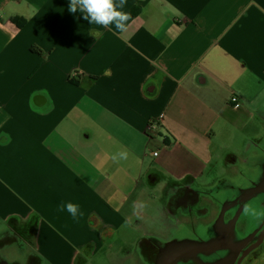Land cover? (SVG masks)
<instances>
[{
	"label": "crops",
	"instance_id": "1",
	"mask_svg": "<svg viewBox=\"0 0 264 264\" xmlns=\"http://www.w3.org/2000/svg\"><path fill=\"white\" fill-rule=\"evenodd\" d=\"M69 4L0 0V232L20 231L37 264H90L105 238L147 234L173 188L221 178L216 142L264 133V0H126L123 32Z\"/></svg>",
	"mask_w": 264,
	"mask_h": 264
},
{
	"label": "flooded vegetation",
	"instance_id": "2",
	"mask_svg": "<svg viewBox=\"0 0 264 264\" xmlns=\"http://www.w3.org/2000/svg\"><path fill=\"white\" fill-rule=\"evenodd\" d=\"M247 147L242 150L243 157L228 156L227 164L232 165L235 160L236 170L231 169L208 187L182 186L174 197L167 200L163 215L166 229L143 235L146 241L140 253L142 263L171 264V256L164 245L191 241L208 245L211 249H202L192 261L174 264H264V252H260L264 250V218L257 221L243 210L245 205L264 208V133ZM252 193L256 196L253 197ZM206 218L208 222L203 223ZM185 222L191 226L176 228ZM161 225L162 220L159 227ZM19 244L20 231L0 234V264H18L9 263L3 255L14 254L21 248ZM23 246H28L25 240ZM36 261L37 258L30 253L27 264H37Z\"/></svg>",
	"mask_w": 264,
	"mask_h": 264
},
{
	"label": "rangeland",
	"instance_id": "3",
	"mask_svg": "<svg viewBox=\"0 0 264 264\" xmlns=\"http://www.w3.org/2000/svg\"><path fill=\"white\" fill-rule=\"evenodd\" d=\"M233 97L236 98L235 96H233ZM245 140L246 139L242 137V138H236L234 140H229L228 139V142H225V141L216 142V143L220 144L221 150L218 153L219 156L216 157V162L214 164V167H215V170H216L217 174H222L221 178L227 172L231 171L230 168L223 167L224 163L222 164V159H224L227 156H229V152L228 151H231V150H232L234 155H236L238 157L239 156L243 157V154H242V150L243 149H241V148H242V145L245 143ZM208 180H209V182L211 181L210 179H208ZM144 184H145V180H144ZM173 191L175 193L178 192L175 188H173ZM203 191L206 192V190H203ZM147 192L149 193L150 199L156 198V199L163 200V195H162V193L160 191L154 190V189H148ZM173 196H175V195H173ZM215 196L217 198L218 197V193L215 194ZM151 207H152V205L150 203L148 205H146L147 212L151 211ZM161 208H162L161 204L156 205V209H159L156 212V213H158V216L155 215L154 212L149 214V219L147 220V221H149L148 222V226L149 227H148L147 233L153 232L154 229H157L154 233H157L158 231L166 229V226H164L165 216H163L161 227L155 226L151 222V220H153L154 222L156 221L158 223V225H159V223L161 221V216H160ZM183 217H185V216H183ZM207 218H209V217H207ZM207 218L202 220V222L203 223H207L208 222ZM135 219H136V216L134 215V217H133V219H132V221L130 223V229H131V226L132 227L135 226V224H134ZM181 223L183 224L182 220H181ZM190 226L191 225H189L187 222H185L184 225L177 226L176 228L187 229ZM0 234L8 235V234H15V232L9 233L8 231H4V232H0ZM132 235H133L132 237H129L128 235L124 234V235L119 236L118 238H116L117 236L105 238V240L108 243V245L106 246V248L98 251V253L96 254V256L94 257V259L92 260V262L90 264H114L112 262V260H111L110 255H113L115 252H117V253L121 252L122 254H125V253L130 254V253L133 252L134 249H136V255L138 256V258H140V260H142L143 257H141V254H142L143 249H144V243L146 241V238H144L143 236H137L138 234L135 232V230L132 231ZM15 240L17 242H19V238L15 237ZM128 240L133 242V245H129L127 243ZM18 246L21 247V248H19V250H17L14 254L10 253V255H9L7 253H4L6 255H3V256L9 263L27 264L28 261L30 260V248L28 246H23L22 247V243H21V245L19 244ZM8 249H6V251ZM113 258L115 259V261H118V256L117 257H113ZM80 263H78V264H80ZM132 264H134V262H132ZM139 264H141V261H139ZM143 264H146V263H143Z\"/></svg>",
	"mask_w": 264,
	"mask_h": 264
},
{
	"label": "clouds",
	"instance_id": "4",
	"mask_svg": "<svg viewBox=\"0 0 264 264\" xmlns=\"http://www.w3.org/2000/svg\"><path fill=\"white\" fill-rule=\"evenodd\" d=\"M126 0H70L68 11L75 13L79 11L83 14L84 20L89 21L90 24L98 25L102 28H108L111 25L115 26L117 32H123L127 28V24L131 18L129 12L122 11L125 7ZM98 32H93V36H98ZM88 98L85 97L84 100ZM94 103V102H92ZM128 158L127 150L119 151L112 155L111 159L114 162L120 160H126ZM146 205L141 202H134L133 214L139 219L143 213ZM60 211L66 210L74 219L82 216L79 206L68 202L65 205H61ZM244 213L251 218L259 221L264 218V208H255L249 205H245ZM126 223H131L127 221Z\"/></svg>",
	"mask_w": 264,
	"mask_h": 264
},
{
	"label": "water",
	"instance_id": "5",
	"mask_svg": "<svg viewBox=\"0 0 264 264\" xmlns=\"http://www.w3.org/2000/svg\"><path fill=\"white\" fill-rule=\"evenodd\" d=\"M164 246L171 256V264L192 261L202 249H211V247H207L208 245H201L191 241H175ZM260 252L262 253L264 250Z\"/></svg>",
	"mask_w": 264,
	"mask_h": 264
},
{
	"label": "trees",
	"instance_id": "6",
	"mask_svg": "<svg viewBox=\"0 0 264 264\" xmlns=\"http://www.w3.org/2000/svg\"><path fill=\"white\" fill-rule=\"evenodd\" d=\"M138 12H140V10L138 8L131 11V13L134 16H136ZM11 24L15 27L16 30H21V29L25 28V26L27 25L26 21L22 18H19V17H16L13 20H11Z\"/></svg>",
	"mask_w": 264,
	"mask_h": 264
},
{
	"label": "built area",
	"instance_id": "7",
	"mask_svg": "<svg viewBox=\"0 0 264 264\" xmlns=\"http://www.w3.org/2000/svg\"><path fill=\"white\" fill-rule=\"evenodd\" d=\"M231 104H232L236 109H239V108H240V104H239L238 100H237L236 98H234V97L231 99ZM151 128H153V127H151ZM154 129H155L156 131L158 130V131L163 132V128H162L161 126H156ZM154 155H155V157L158 156V154H154Z\"/></svg>",
	"mask_w": 264,
	"mask_h": 264
}]
</instances>
